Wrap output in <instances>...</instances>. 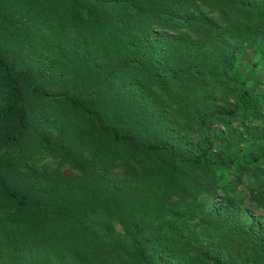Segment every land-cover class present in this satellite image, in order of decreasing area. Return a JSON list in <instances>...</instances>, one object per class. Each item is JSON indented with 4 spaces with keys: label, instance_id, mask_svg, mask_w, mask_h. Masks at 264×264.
<instances>
[{
    "label": "trees",
    "instance_id": "obj_1",
    "mask_svg": "<svg viewBox=\"0 0 264 264\" xmlns=\"http://www.w3.org/2000/svg\"><path fill=\"white\" fill-rule=\"evenodd\" d=\"M232 41L264 55V0H0V264H264Z\"/></svg>",
    "mask_w": 264,
    "mask_h": 264
},
{
    "label": "rangeland",
    "instance_id": "obj_2",
    "mask_svg": "<svg viewBox=\"0 0 264 264\" xmlns=\"http://www.w3.org/2000/svg\"><path fill=\"white\" fill-rule=\"evenodd\" d=\"M171 34V33H169ZM138 40V39H137ZM231 43L237 51L235 69L238 74L237 80L240 83L242 79H244L246 85L250 88L251 94L253 95L252 101L249 106L246 108L249 111L256 110L257 115L246 112V114L236 117L231 121H220L211 126V129L216 131L218 134H227L230 135L232 132H237L239 135L243 136L246 141L251 138H256L258 134H262L264 132V55L261 52L255 50L254 47L249 46L246 42H234ZM241 43V44H240ZM250 69L254 71L253 75L248 79L243 78L244 74L248 72ZM229 102L233 104V101L229 99ZM212 133V131H210ZM196 131L190 137L191 139L196 138ZM184 145L187 146L192 145L189 141H184ZM248 143V142H246ZM246 143H241L239 146V151H243L245 149ZM48 163H51L50 159H46L40 163L41 168L49 169V171H55L56 166L52 165L51 167L47 166ZM61 174L65 178H70L73 175V171L69 167L61 168ZM121 176L122 172L120 168H117L110 175ZM229 174V175H228ZM225 178L227 183L229 184L230 178H232V173H226ZM249 182V183H248ZM261 179L258 177H245V184L252 186L254 184L261 183ZM247 185V186H248ZM251 187V186H249ZM229 188H233V192L230 193V196L234 198V208L235 211L238 212L241 218H244L250 222L257 224L259 227H264V205L260 206L255 203L250 191L244 186L231 182ZM215 201L219 202V198L222 197V193L218 192L215 194ZM115 230L117 232H122V228L119 223L115 224ZM181 260H175L173 264H180L182 262H178Z\"/></svg>",
    "mask_w": 264,
    "mask_h": 264
}]
</instances>
